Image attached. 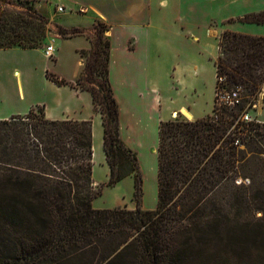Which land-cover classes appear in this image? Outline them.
<instances>
[{
  "label": "trees",
  "instance_id": "16d2710c",
  "mask_svg": "<svg viewBox=\"0 0 264 264\" xmlns=\"http://www.w3.org/2000/svg\"><path fill=\"white\" fill-rule=\"evenodd\" d=\"M2 1L0 48L42 47L49 18L33 0H19L33 3L30 12ZM240 20L264 24V11ZM98 25L105 27L91 48L80 50L86 63L77 79L46 75L91 92L109 180L94 188L91 119H51L40 106L0 119V264H264V122L240 119L264 85V35L222 33L217 89L240 88V100L222 105L218 120L161 122L159 201L144 209L138 155L121 137L109 78L111 42ZM129 174L135 209L93 206L106 185Z\"/></svg>",
  "mask_w": 264,
  "mask_h": 264
},
{
  "label": "crops",
  "instance_id": "0c3cea01",
  "mask_svg": "<svg viewBox=\"0 0 264 264\" xmlns=\"http://www.w3.org/2000/svg\"><path fill=\"white\" fill-rule=\"evenodd\" d=\"M35 7L52 18L57 7L91 20L88 26L65 23L67 28L90 29L96 19L109 26L111 42L109 78L120 107L123 141L134 150L143 174L144 209H156L159 201L160 124L173 116L188 120L213 114L216 104L220 36L225 30L264 35V24L243 22L246 14L264 11V0H33ZM54 38L53 67L45 54L46 46L24 49L45 59L47 71L75 80L83 66L81 49L90 48L85 35ZM51 37H47V40ZM58 39V40H57ZM78 42V66L71 76L62 75L56 66L62 59L65 41ZM206 40V41H205ZM217 41V43H216ZM23 49L0 48V51ZM53 96L19 103L9 93L0 92V119L25 114L43 106L51 119L93 121L94 185L109 180L110 167L104 149L102 116L93 105L90 91L58 85L45 75ZM9 99L6 102V99ZM11 98V99H10ZM264 109V85L255 115ZM135 176L129 174L114 186H105L93 200L97 209L128 207L135 209Z\"/></svg>",
  "mask_w": 264,
  "mask_h": 264
},
{
  "label": "rangeland",
  "instance_id": "374dc122",
  "mask_svg": "<svg viewBox=\"0 0 264 264\" xmlns=\"http://www.w3.org/2000/svg\"><path fill=\"white\" fill-rule=\"evenodd\" d=\"M1 5L6 8L21 9L29 12L35 9L31 1L29 3H25V2L22 3L19 0H3ZM29 7H32V9H30ZM56 11L57 12L54 13L53 17L49 18V24H48L49 31L47 33V37L50 36L51 39L50 40L48 39L46 40V42H44L45 46L51 43L54 44L53 37H55L56 34L60 35L59 27H62V29L66 30L65 31L66 37H73L76 35L87 36V38H89L91 45H92L91 40L95 41L98 38V35L101 33L103 27H105L102 25H98V22L101 23L102 20L96 19L90 29L79 28L80 30H82V32L80 34L74 33V30L77 27L67 28L65 27L66 22L73 24L80 23L83 26H88L91 20L85 19L78 14H74V12L68 11L63 13V12H59L58 10ZM104 25H106L107 29H104L103 33L104 36L108 37L109 26L105 22ZM221 36H220V40H221ZM76 43L78 42H74L70 40L64 42V48L62 49V59L56 65L61 70L62 75L64 74L67 76H71L73 71L78 66V59L80 55H78V53L74 48ZM90 58H93V54H91ZM50 59L54 60V55L49 57L48 60L50 62L49 64L51 65V67H53V63ZM82 61H83V66H82L83 67L82 70H83L85 68L86 58L83 57ZM44 68H45V59L43 57L40 58V54H35L34 52H30L28 50L19 49V48L16 50H5L2 52L0 51V92H4V95L5 93H9L13 99H16L21 104L35 100L37 99L38 96H40V98L44 97L46 100L50 99L53 96V91L52 88H50L47 85V81L45 80L46 74ZM49 70L56 73L55 71L52 70V68H49ZM81 83L89 84L86 76H83L81 78ZM95 88L98 92H100V95L106 92L105 90H102L99 87H95ZM262 92H263V88L256 97L254 96V99H252V101L249 102V104L255 100L259 101L260 98L262 97ZM216 95H217V90H216ZM8 101L9 99L7 97L6 102ZM249 104L247 105V110L248 109L250 110V114L255 119V121L259 120L254 113V109L248 107ZM39 106H36L34 108L37 110ZM262 111H263V115L261 116V118L264 119V109H262ZM177 116H173V118H171L170 120L175 119ZM261 122H264V120H262ZM116 159L117 158H115V160ZM158 166H159V162H158ZM100 185L101 184L97 186L94 185V188L97 190L100 188ZM101 194L96 196V198L99 197Z\"/></svg>",
  "mask_w": 264,
  "mask_h": 264
},
{
  "label": "built area",
  "instance_id": "2783aa9c",
  "mask_svg": "<svg viewBox=\"0 0 264 264\" xmlns=\"http://www.w3.org/2000/svg\"><path fill=\"white\" fill-rule=\"evenodd\" d=\"M57 10L59 12H63V11H65V7L60 5V6L57 7ZM54 50H55V46H54L53 43L47 45L46 48H45L46 56L47 57L53 56ZM240 93H241L240 88L233 89L231 91L217 89L216 104H215L216 110L213 112L214 120H218L219 119L218 111L220 110V107L222 105H226L230 109H232V108H234L236 106V104L240 100ZM257 106H258V100H255L252 103H250L248 107H251V108L255 109V108H257ZM240 119L242 121H245V122L255 121V119L251 116L249 109L246 110L240 116ZM256 121H259V120H256Z\"/></svg>",
  "mask_w": 264,
  "mask_h": 264
},
{
  "label": "bare ground",
  "instance_id": "6f19581e",
  "mask_svg": "<svg viewBox=\"0 0 264 264\" xmlns=\"http://www.w3.org/2000/svg\"><path fill=\"white\" fill-rule=\"evenodd\" d=\"M175 116H177V114Z\"/></svg>",
  "mask_w": 264,
  "mask_h": 264
}]
</instances>
